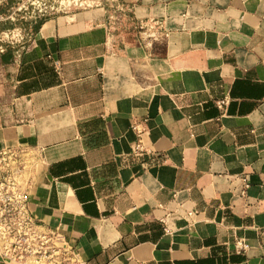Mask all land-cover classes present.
Instances as JSON below:
<instances>
[{
    "label": "crops",
    "instance_id": "1",
    "mask_svg": "<svg viewBox=\"0 0 264 264\" xmlns=\"http://www.w3.org/2000/svg\"><path fill=\"white\" fill-rule=\"evenodd\" d=\"M106 5L0 54V150H33L30 211L81 264H264V0Z\"/></svg>",
    "mask_w": 264,
    "mask_h": 264
},
{
    "label": "built area",
    "instance_id": "2",
    "mask_svg": "<svg viewBox=\"0 0 264 264\" xmlns=\"http://www.w3.org/2000/svg\"><path fill=\"white\" fill-rule=\"evenodd\" d=\"M5 1L0 0V6ZM100 4L101 0H61L50 5L45 2L38 4L37 10L38 16H44L47 11L64 13L71 8L84 9ZM9 18L12 17L0 14V22ZM8 34L9 31L0 30V54L12 43ZM15 34L17 38H24L21 30L15 31ZM226 103L225 98L215 99L220 108ZM131 128L135 133L131 154L137 158L151 155L144 142L147 131L142 122H133ZM33 165V150L27 145L8 146L0 150V264L5 258L20 264H81L76 247L61 231L39 223L29 209L31 181L28 173ZM248 187L249 181L243 177L241 195ZM258 235L264 244V225L258 228ZM234 246L238 252L247 247L243 239H237Z\"/></svg>",
    "mask_w": 264,
    "mask_h": 264
},
{
    "label": "rangeland",
    "instance_id": "3",
    "mask_svg": "<svg viewBox=\"0 0 264 264\" xmlns=\"http://www.w3.org/2000/svg\"><path fill=\"white\" fill-rule=\"evenodd\" d=\"M58 1L61 0H6L5 3L0 6V14L12 17L0 22V30L9 31L8 36H10L9 39L12 40V43L6 47V50L12 48L14 51L20 53L21 50L31 41L33 32H35L43 19L50 17L53 14L61 13V11L58 13L47 11L44 16H38V4L45 2L50 5ZM101 1H104L107 4L106 8L108 9L109 15L113 17H116L119 14L128 15L129 11L125 8L126 6L121 7L120 5H117V0ZM17 30L22 31L24 38L20 39L15 37V31ZM4 37H6V35H4Z\"/></svg>",
    "mask_w": 264,
    "mask_h": 264
}]
</instances>
